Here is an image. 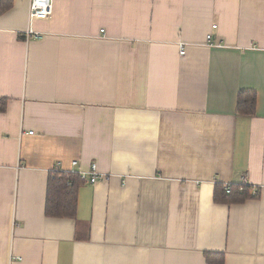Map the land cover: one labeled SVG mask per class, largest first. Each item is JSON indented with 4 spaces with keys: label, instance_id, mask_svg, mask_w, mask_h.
<instances>
[{
    "label": "crops",
    "instance_id": "1",
    "mask_svg": "<svg viewBox=\"0 0 264 264\" xmlns=\"http://www.w3.org/2000/svg\"><path fill=\"white\" fill-rule=\"evenodd\" d=\"M52 6L0 0V264H264V0ZM92 165L108 179L48 217L50 174Z\"/></svg>",
    "mask_w": 264,
    "mask_h": 264
},
{
    "label": "trees",
    "instance_id": "2",
    "mask_svg": "<svg viewBox=\"0 0 264 264\" xmlns=\"http://www.w3.org/2000/svg\"><path fill=\"white\" fill-rule=\"evenodd\" d=\"M3 9V8H2ZM258 96L255 92H241L238 96L237 115L243 117L255 116ZM6 100L0 99V111H5ZM82 180L75 173L54 171L50 174L47 188L46 215L53 218H75L78 201V191ZM252 196V188L246 185H232L229 190L224 185H217L215 201L232 205L242 204ZM207 264H225V256L221 254H206Z\"/></svg>",
    "mask_w": 264,
    "mask_h": 264
},
{
    "label": "built area",
    "instance_id": "3",
    "mask_svg": "<svg viewBox=\"0 0 264 264\" xmlns=\"http://www.w3.org/2000/svg\"><path fill=\"white\" fill-rule=\"evenodd\" d=\"M53 0H30V19L31 20H47L50 19L53 13V6H52ZM216 28V26H214ZM28 37L34 36V32L29 29L27 31ZM36 38H39L38 35H36ZM208 40H211V37H208ZM181 48V55H185V49L183 45H180ZM76 164V162L74 163ZM78 174L83 181L89 182L91 184H95L100 180H106L108 179L109 175L100 173L98 171L97 165H92L89 171H80ZM232 184H226L225 187L227 190L230 189ZM256 195L257 193H253Z\"/></svg>",
    "mask_w": 264,
    "mask_h": 264
}]
</instances>
